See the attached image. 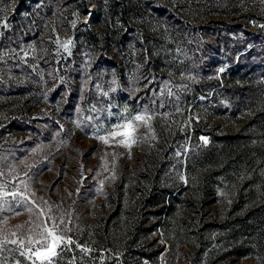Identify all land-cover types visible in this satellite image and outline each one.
<instances>
[{
	"label": "rangeland",
	"instance_id": "rangeland-1",
	"mask_svg": "<svg viewBox=\"0 0 264 264\" xmlns=\"http://www.w3.org/2000/svg\"><path fill=\"white\" fill-rule=\"evenodd\" d=\"M2 9L0 1V264H122L109 252L96 261L92 248L64 233L69 225L80 235L103 224L96 216L109 211L111 179L119 167L138 163L141 148L154 144L161 126L181 131L176 163L191 148L210 143L205 135L195 140V128L219 137L249 135L250 146L264 140L262 130L254 128L253 112H264V94L248 109L245 102L207 87L223 73L228 77L229 69L226 63L216 66L218 59L207 61L213 53L206 49L210 36L205 31L179 39L166 33L155 36L151 50L160 69L149 82H142L136 55L127 53L124 61L116 50L106 48L105 58L124 61L121 81L108 61L97 62L100 53L84 36L77 40L74 35L82 23L91 27L95 0L85 18L64 14L57 25L25 15L15 22L14 13L3 15ZM199 19L191 23H206ZM35 21L37 31H30ZM65 24L72 27L71 33ZM214 64L204 73L206 65ZM149 83L145 103L134 105L132 98ZM47 90H58L55 101L61 106L49 103ZM21 114L31 120L32 129L4 132ZM55 119L57 126L47 125ZM257 158L264 164V150ZM177 174L185 180L184 174ZM218 194L230 198L223 188ZM53 235L59 238L54 254L42 259L40 253L52 248ZM83 240L95 242L90 235ZM64 249L69 256L58 262Z\"/></svg>",
	"mask_w": 264,
	"mask_h": 264
},
{
	"label": "trees",
	"instance_id": "trees-1",
	"mask_svg": "<svg viewBox=\"0 0 264 264\" xmlns=\"http://www.w3.org/2000/svg\"><path fill=\"white\" fill-rule=\"evenodd\" d=\"M0 1L2 14L14 13L15 22L25 15L54 20L57 25L64 14L85 18L94 0ZM95 8L91 27L82 23L75 38L84 36L100 53L97 62L108 61L121 81L127 53L136 55L142 82H149L160 69L151 50L155 36L166 33L179 39L188 33L199 35L200 30L210 36L205 46L213 58L208 56L207 61L218 59L216 66L226 63L229 69L228 77L223 73L209 80L207 87L248 107L263 97L264 0H95ZM194 17L206 23L196 26L191 23ZM35 25L36 21L30 31H37ZM64 27L71 33V26ZM108 47L124 61L105 58L102 53ZM210 66L204 67V73L215 64ZM260 78L263 82L252 84ZM151 88L149 83L132 103L142 106ZM48 91L49 103L61 106L55 101L58 90ZM201 93H206L204 87ZM126 95L130 94L119 98ZM253 112L254 128L262 130L264 138V112ZM30 121L21 114L8 122L4 132L11 128L25 132L32 129ZM46 123L57 126L56 119ZM200 135L208 136L210 143L191 148L176 163L181 131L161 126L154 144L141 148L138 163L119 167L111 179L109 211L96 216L103 224L88 227L80 235L69 225L64 236L92 248L96 261L109 252L122 264H264V164L257 158L264 150V140L250 146L246 142L249 135L219 137L195 128L192 137L197 140ZM220 188L230 198L219 196ZM85 235L95 242L84 241ZM67 255L64 249L57 261Z\"/></svg>",
	"mask_w": 264,
	"mask_h": 264
},
{
	"label": "snow or ice",
	"instance_id": "snow-or-ice-1",
	"mask_svg": "<svg viewBox=\"0 0 264 264\" xmlns=\"http://www.w3.org/2000/svg\"><path fill=\"white\" fill-rule=\"evenodd\" d=\"M136 119L139 120V119H141V117L137 116ZM58 240H59V238L56 237L55 235H53V237H52V248L50 249V251L48 253H40L42 259H49L50 254H54V249L56 247ZM68 243H71V241L69 240Z\"/></svg>",
	"mask_w": 264,
	"mask_h": 264
}]
</instances>
